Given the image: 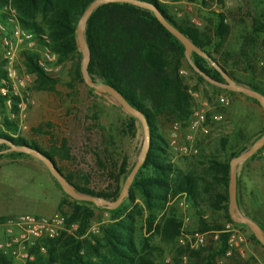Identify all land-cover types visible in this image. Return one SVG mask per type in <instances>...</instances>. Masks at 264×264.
<instances>
[{
	"label": "trees",
	"instance_id": "1",
	"mask_svg": "<svg viewBox=\"0 0 264 264\" xmlns=\"http://www.w3.org/2000/svg\"><path fill=\"white\" fill-rule=\"evenodd\" d=\"M95 1L97 0H0V8L10 6L16 11L14 20L18 25L37 36L46 35L49 48L58 56V62L61 65L71 63V76L75 80L83 81L82 52L77 27L83 14ZM139 1L153 3L173 26L221 66L213 52L218 53L216 50L222 48L230 34V26L226 24L223 15H218L213 28V36L218 39L215 44L208 33L178 24L166 7L158 1ZM8 18H12L9 12L0 15V21H6ZM253 31L258 35L264 34V21L254 24ZM84 37L90 51V76L95 82V77L101 78L103 84L114 87L130 104L144 113L150 126L151 146L130 187L128 197L118 208L107 210L90 202L75 201L65 194L70 201L63 200L58 211L63 212L66 203L69 204L71 213L65 215L69 223L79 224L78 234L44 240L46 252L33 249L35 259L30 264H218L217 259L227 250L225 235L221 237L217 249L193 251L183 246L178 247L170 262L165 260L159 248L151 246L149 239L139 244L135 236L137 218L146 214V231L156 232L168 244L175 243L180 236L183 221L175 211L169 210L162 216L161 222L157 223V214L164 211L166 205L178 195L185 191L190 193L195 182L189 176L180 174L175 164L168 159L166 141L157 134L155 124L160 116L172 118L184 125L192 117L194 96L180 74L182 61L186 57L184 46L160 24L153 12L124 2L100 5L88 19ZM21 57L27 73L35 76V90H54L58 79L48 76L39 68L38 54L24 50ZM191 58L195 66L206 75L214 80L224 81L207 59L196 53H192ZM5 65L6 60L0 55V89L9 87L7 95L0 93V140L38 150L55 163L51 154L23 138L19 122L9 118L6 111L7 100H13V109L16 110L15 103L20 98L11 92L9 84H3L6 80ZM221 67L237 84L250 87L264 95L258 87L237 81L223 66ZM189 68L192 70L191 66ZM197 76L200 82L212 87L214 92L223 91L207 83L202 76ZM251 100L259 105L256 100ZM131 122L134 124L136 119L132 118ZM133 127L134 125H131L130 129ZM131 131L133 133V130ZM8 144H0V159L30 157L27 153L8 152ZM244 151L232 153L229 161L214 159L205 169V175L211 178L209 186L214 192L213 205L218 207L226 202V215L231 223L234 222L229 214L230 162ZM263 153L264 147L251 159ZM134 166L135 164L128 168L125 161L121 164L120 172L125 179ZM51 178L62 190L58 182L52 176ZM203 181L207 182V179L203 178ZM73 186L80 194L100 197L111 202L119 197L123 188L117 185L115 190L110 192H95L74 184ZM217 186L224 187L226 194L216 193ZM139 197L142 204L138 202ZM95 209L108 212L110 221L101 224L98 232H90L92 221L96 217ZM207 229L210 230L205 228L206 231ZM252 237L256 240L254 234ZM0 264L14 263L8 256L0 253Z\"/></svg>",
	"mask_w": 264,
	"mask_h": 264
},
{
	"label": "rangeland",
	"instance_id": "2",
	"mask_svg": "<svg viewBox=\"0 0 264 264\" xmlns=\"http://www.w3.org/2000/svg\"><path fill=\"white\" fill-rule=\"evenodd\" d=\"M187 3L194 5L192 11L188 10ZM160 4L166 7L178 24L208 33L215 44L218 43V39L213 36V28L218 15H223L226 24L230 26V34L222 48L216 50L218 53L212 51L213 56L234 79L256 86L264 92V34L258 35L253 31L254 24L264 21V0H170V3ZM21 54L22 50L18 52L16 62L20 70L19 80L25 83L23 86L19 85L18 90L22 95L29 93L33 101L27 121L28 130L21 131V136L51 154L61 172L80 188L110 192L115 190L117 185L123 186L126 179L120 172L121 164L125 161L127 167L131 168L138 161L145 146L141 122L136 119L132 124L131 119L134 117L115 100L90 88L84 79L75 80L71 76V63L61 65L60 71L52 76L58 79L54 90H35V76L31 80L25 79L26 72ZM182 62L180 74L195 94L193 113L203 111L213 129L234 128L237 132L232 137L226 134L214 137L209 143L211 147L222 148L220 155L222 161H229L234 152L245 150L241 155L244 154L260 137L252 136L251 133L255 132L259 120L264 119V108L255 102L254 106L241 101L233 103L232 96L235 94L246 99L248 97L235 92L230 94L224 89L214 92L212 87L198 80L199 74L193 68L192 70L189 68L191 65L187 57ZM209 64L211 65L210 62ZM95 79L98 84H103L101 78ZM221 96L228 97L230 104L223 106L220 103ZM247 100L253 102L251 98ZM233 106L236 111H232ZM216 114L223 117L219 124L213 119ZM176 123H180L182 127L179 142L183 146L187 124L160 116L155 122L156 132L166 141L168 159L172 163L175 160L173 164L180 174H183V156L175 153L170 147V137ZM131 125L134 127L130 129ZM263 158L262 154L238 165L237 171L240 168L242 170L238 175L237 199L239 214L257 221L264 237ZM2 167L8 168L13 176L9 178V173L4 171L0 174L1 180L15 184L18 189L17 199L27 202L24 208L17 206L22 208V213L49 216L43 213L45 206L52 202L68 201L65 193L51 178L47 166L36 156L30 154V157L18 159L2 158L0 168ZM256 177L259 179L258 182L255 181ZM221 192L226 194L225 188L217 186L216 193ZM180 201L181 198H174L167 211H175L178 218L183 221L184 214ZM138 202L142 204L140 197ZM223 207L225 209L226 202ZM63 212L71 213L68 203L64 206ZM160 215L161 213L157 214V223L161 222L163 215L161 217ZM105 218L103 211H97L90 232H98L100 223ZM137 221L135 226L137 243L149 239L151 246L159 248L165 260L170 262L176 248L182 247L179 243L180 236L175 243L168 244L156 232L146 231V214L137 218ZM226 223L229 221L226 220L224 224H190L189 230L206 231L207 227L220 230ZM239 229L245 236L243 252L237 251L230 259L222 255L217 259L218 264H264V246L252 237L253 233L247 225L239 224ZM211 248L217 249L218 243L209 240L206 247L201 249ZM184 260L187 262L186 258Z\"/></svg>",
	"mask_w": 264,
	"mask_h": 264
},
{
	"label": "built area",
	"instance_id": "3",
	"mask_svg": "<svg viewBox=\"0 0 264 264\" xmlns=\"http://www.w3.org/2000/svg\"><path fill=\"white\" fill-rule=\"evenodd\" d=\"M159 3H170V0H156ZM176 4V3H175ZM194 5L187 3L188 10L192 11ZM10 13L12 18L6 21H0V55L6 60L4 67L6 71V80L4 85L9 84L11 92L17 95L20 100L15 103L16 110L13 109V100L10 98L6 102V111L11 120L19 122L21 131L28 130L29 110L33 105L32 98L29 93L20 94L18 86L24 85L23 80H19V72L17 65V54L22 50L36 52L39 56L37 63L43 72L48 76H54L61 69V64L58 62V56L49 48V39L46 35L37 36L33 32L22 28L14 20L16 11L10 6L0 8L2 13ZM25 79L31 80L33 75L25 70ZM195 97V94L190 91ZM0 93L7 95L9 87L0 89ZM220 103L223 106L230 104L228 97L221 96ZM194 121L192 127L204 130V133H209V123L203 111H195L192 115ZM216 122L221 119V116H214ZM189 124V122L187 123ZM181 124L176 123L170 137V147L175 153L185 154L188 148L180 145L179 138L181 132ZM183 194L178 195L181 198L180 205L182 209L189 208V202L183 200ZM191 220L189 217H184L183 225L180 231L179 243L181 246L189 250H199L206 247L209 240L215 243L221 241L223 235L227 236V250L224 254L225 258H232L237 251L243 252L242 245L245 242V236L239 229L236 223H226L222 229H210L207 231L191 232L189 226ZM0 253L8 256L14 264H30L34 261L35 255L33 249H39L45 253L43 246L44 240H52L62 238L64 236H76L79 231V224L69 223L65 213L56 212L51 216H37L31 214L17 215L5 219H0ZM169 261V260H168Z\"/></svg>",
	"mask_w": 264,
	"mask_h": 264
},
{
	"label": "water",
	"instance_id": "4",
	"mask_svg": "<svg viewBox=\"0 0 264 264\" xmlns=\"http://www.w3.org/2000/svg\"><path fill=\"white\" fill-rule=\"evenodd\" d=\"M111 2H124L129 3L147 10H150L154 13L157 20L160 24L170 33L172 34L185 48L186 57L192 66V68L202 76L207 82L213 84L221 89L240 93L245 95L248 98L256 100L262 108H264V95L251 89L250 87L239 85L237 84L224 70L221 66H219L215 61H213L207 53L202 51L198 48L186 35H184L180 30H178L175 26H173L166 17L161 13V11L150 2H143L139 0H97L91 4V6L87 9V11L83 14L78 27H77V37L79 46L82 52V63H81V73L85 83L92 89L111 96L126 112H128L132 117L138 119L144 129L145 134V146L144 149L136 162L134 168L126 178L122 191L119 197L114 201H107L103 198L91 196V195H84L80 194L76 191L73 184L66 178V176L60 171V169L56 166V164L46 156H44L40 151L34 150L27 146H16L13 144H8L4 140H0V144H8L10 149L8 152H21L27 153L36 156L39 158L48 168L52 177L58 182L60 187L62 188L63 192L72 198L75 201L81 202H90L95 204L96 207H104L107 210H114L118 208L123 201L128 197L130 187L132 186L136 175L138 174L139 170L143 166L148 152L151 146V134H150V126L147 121L146 116L144 113L130 104L126 98L114 87L107 85V84H98L95 82L89 74L88 66L90 62V51L87 45V42L84 37V30L85 26L88 22V19L91 17L93 12L103 4H108ZM196 53L197 55L201 56L209 60L211 65L221 74L224 82L213 80L211 77L206 75L202 72L198 67L195 66L191 59V54ZM264 147V134L261 135L260 138L256 140V142L252 145V147L247 150L241 156L234 158L230 163V183H229V214L232 217V220L236 224H245L247 225L256 239L264 246V237L261 227L253 220L248 217L241 216L238 212V199H237V187H238V165L252 156H254L258 151H260Z\"/></svg>",
	"mask_w": 264,
	"mask_h": 264
},
{
	"label": "crops",
	"instance_id": "5",
	"mask_svg": "<svg viewBox=\"0 0 264 264\" xmlns=\"http://www.w3.org/2000/svg\"><path fill=\"white\" fill-rule=\"evenodd\" d=\"M233 95V103L234 102H245L248 105H256L254 102L243 98L242 96ZM232 111H236L234 106L232 107ZM215 116H219L216 114ZM221 116V115H220ZM247 117V116H244ZM194 121V117L189 120V124H187L185 128V141L184 145L188 148V152L183 154L184 164H183V175L186 177H190L191 180H194V184L191 188L190 193L188 191L184 192L183 200L185 202H189V208H184L183 214L184 217H189L191 220V224H224L227 219L226 210L224 209L223 202L222 205L216 207L213 205V197L214 192L209 186V182L211 178L205 175V169L208 167L209 162L218 159L221 160V151L222 148L211 147L209 144L214 137H219L220 135H230L234 136L237 132L234 128H227L221 130L218 128L213 129L209 125V133H204V130L192 127L191 123ZM223 121V117L217 121V124ZM247 124V123H246ZM255 132L253 131L252 136H259L264 131V119H260L257 127L255 128ZM221 133V134H220ZM264 157V153H263ZM264 159V158H263ZM175 160H173V163ZM264 163V162H263ZM256 164H254L255 166ZM242 168L238 170V175ZM4 171L9 173V178L12 175V172L8 168H0V174H3ZM203 178L207 179L203 181ZM255 181H259L256 177ZM259 186L258 183H256ZM20 193V192H19ZM18 189L16 185L8 183L7 181H3L0 178V219H5L17 215H23L22 208L26 207L25 204L27 202L19 201L18 197ZM178 197V196H177ZM212 199V201H211ZM176 200V199H175ZM61 201L52 202L49 206H45L43 213L45 215H53L58 211L59 205ZM173 201L169 202L166 205V209L161 211V215H164L167 211V207L171 205ZM24 204V205H21ZM17 206H21L19 208ZM44 207V206H43ZM24 210V209H23ZM97 211H103L95 209L96 215ZM243 211V210H242ZM105 215V219L102 220L100 224H105L110 221V214L106 211H103ZM206 226V225H205ZM1 234V229H0Z\"/></svg>",
	"mask_w": 264,
	"mask_h": 264
}]
</instances>
